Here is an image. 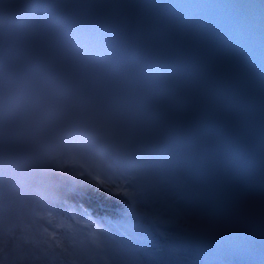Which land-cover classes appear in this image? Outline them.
Returning a JSON list of instances; mask_svg holds the SVG:
<instances>
[{
    "label": "rangeland",
    "instance_id": "rangeland-1",
    "mask_svg": "<svg viewBox=\"0 0 264 264\" xmlns=\"http://www.w3.org/2000/svg\"><path fill=\"white\" fill-rule=\"evenodd\" d=\"M20 6V5H19ZM18 7V5L15 6V10ZM52 32V31H51ZM56 36H59L58 30H53V32ZM60 37V36H59ZM40 52V51H39ZM3 73L0 72V76ZM5 128V133L8 134L7 136L9 138H13L14 141L22 144V145H28L31 146L32 149H48L49 153L54 157L56 162L59 164V159L64 156L63 150L61 148L55 147L51 148L52 145H54V131H47L43 132L44 135L41 136L39 131H34L31 129L30 126L26 125L25 123H21L18 121H15V123H1L0 122V131ZM9 139H5V142H7ZM93 153H98L99 148L95 145H92V148L90 149ZM91 154V157L95 158V154ZM90 158L89 159H93ZM187 161V159H185ZM66 167H59V171L62 173L65 170ZM0 180L3 182H0V202L5 201L8 196H10L11 193H14V197H11V202L15 203L14 207H17L16 203L21 200L20 194L18 193L20 190H18L14 185L11 184L12 179H10L8 176H6L3 173H0ZM10 186V187H9ZM110 192L114 193V189H110ZM126 193H129L131 195L130 191H127ZM109 195L105 196V198H108ZM132 200V195L130 197V202H127L126 205L129 206L128 210L130 213H135L137 211L138 213H144L147 209L143 206L141 203L135 204V201ZM9 201V199H8ZM254 202H250V206L252 207ZM55 207L57 208H63L65 205L61 203H56ZM5 208L7 211L11 213L12 216H17L22 218L24 216V212L15 211L12 209L8 204L5 205ZM126 208V207H124ZM199 210V209H198ZM27 219H21V225L26 224ZM31 227V231L25 235L22 236L21 239H17L16 237L10 239V243L6 242L1 247L0 253H2L0 257V264H55V259H59L60 264H85L87 261L86 257L78 255L79 253H82L84 250H86V246L83 244V239L79 235L77 229H76V223L72 221L69 217L63 216L59 218L56 221V227H52L50 225H47L50 232L46 233L43 229V227H46L45 223L43 221H36ZM1 225H0V234L1 233ZM159 232V230H158ZM3 233H5V230H3ZM21 233L16 232L13 233L19 234ZM59 233V236H52V234ZM91 234L93 235L97 245L99 247H102L106 250V256L108 257V260L114 261L117 259L119 255V249L110 242V240L102 235H100L95 230H91ZM27 237H31L32 242L37 247V249L40 251H36L34 247L29 243V241L26 239ZM61 240L60 244L61 247H58V249L55 247L54 240ZM63 239V240H62ZM70 245V248L67 249L66 247ZM6 247L7 253L4 252L2 249ZM176 247H172V250H175ZM74 249V250H72ZM185 250V249H184ZM71 251V252H70ZM192 252V251H191ZM6 253V255L4 254ZM141 257L146 260L145 254L141 253ZM177 258L176 264H186L188 253L187 251L183 254H176L175 256ZM5 260V261H3Z\"/></svg>",
    "mask_w": 264,
    "mask_h": 264
},
{
    "label": "trees",
    "instance_id": "trees-1",
    "mask_svg": "<svg viewBox=\"0 0 264 264\" xmlns=\"http://www.w3.org/2000/svg\"><path fill=\"white\" fill-rule=\"evenodd\" d=\"M8 134L5 133V128L0 131V173L5 174L12 180H17L29 184L30 182H35V177L33 173H41L44 177L53 178L59 176H67L69 179L74 180V182L80 181L81 177L78 172H72L67 170L68 175L64 172L54 169H40L34 163V152L31 150L32 147L28 145H22L17 143L16 145H10L13 138H9ZM5 139L7 142H5ZM24 159V160H23ZM0 182H3L0 180ZM19 183V182H18ZM40 186H48L47 184H39ZM78 186L82 187V184ZM3 207L2 202H0V208ZM0 234V249L5 244L6 236L1 231ZM7 253V248L2 249ZM6 253H4L6 255ZM2 253H0L1 257ZM5 261V260H3ZM154 263V262H153Z\"/></svg>",
    "mask_w": 264,
    "mask_h": 264
}]
</instances>
